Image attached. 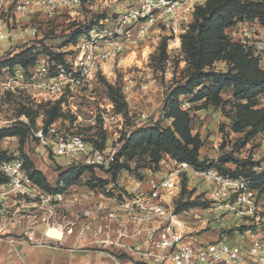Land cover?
Instances as JSON below:
<instances>
[{
  "label": "built area",
  "instance_id": "obj_1",
  "mask_svg": "<svg viewBox=\"0 0 264 264\" xmlns=\"http://www.w3.org/2000/svg\"><path fill=\"white\" fill-rule=\"evenodd\" d=\"M206 1L0 0V44L25 45L40 33L38 22L53 21L65 14L71 20L84 9L90 15L104 14L94 17L90 29L79 34L72 58L64 55L65 64L44 61L24 67L4 63L10 57L0 56V93L29 92L41 102L58 99L66 88L78 91L96 76L104 62L144 45L151 36L162 31L172 37L184 34L195 8ZM124 3L120 10L112 11L113 5ZM259 56L261 61L264 56ZM36 134L52 154L66 160V165L81 162L100 167L115 162L114 151L99 150L82 134L61 130L55 124L38 129ZM251 142L264 147V131L245 147ZM248 157L256 162L252 170L264 173V157L261 161L254 153L245 159ZM187 169H192L193 177L209 193L203 199L206 204L189 210L194 218L191 223H201L195 228L188 227L186 212L176 211L171 204ZM155 171L146 183L136 182L131 193L120 190L109 199L98 251L118 255L113 257L116 264H264V182L255 188L250 177H233L215 167L195 169L169 154L160 157ZM0 173L6 179L0 182V218L10 213L9 199H61L58 194L42 193L19 158L2 161ZM200 215L207 217L199 220ZM227 215L237 221L233 228L224 224ZM28 230L21 236L31 240L32 228Z\"/></svg>",
  "mask_w": 264,
  "mask_h": 264
},
{
  "label": "rangeland",
  "instance_id": "obj_2",
  "mask_svg": "<svg viewBox=\"0 0 264 264\" xmlns=\"http://www.w3.org/2000/svg\"><path fill=\"white\" fill-rule=\"evenodd\" d=\"M125 3L113 5L112 11L120 10ZM103 15H90L84 9L75 20L65 14L49 20L45 27L43 22H38L41 29L34 39L25 45H9L2 41L0 56L11 59L26 48L34 47L32 55H36L35 63H51L49 52L62 53L71 59L79 36L75 34L78 28L89 26L85 29L88 31L92 25L90 21ZM234 26L228 31L231 38L244 39V36L237 35L239 30H235ZM30 57L27 55L26 60H30ZM186 68L181 36L172 37L162 31L151 36V40L144 45L104 62L89 83L78 91L66 88L58 99L40 102L29 92L0 93V162L21 159L42 193L61 195L60 200L50 202H44L40 197H18L16 202L9 204L10 213L7 216L16 215L18 224L32 228V231L37 227L46 230V233L40 234L51 239H70L68 244L71 248L98 250L97 241L105 233L103 215L109 210V199H113L120 190L131 193L136 182L146 183V179L158 169V162L150 160L147 151L128 146L127 139L136 129L157 122L164 127L171 123L170 118L165 117L164 106L171 89L184 82ZM215 68L224 71L226 64L218 61ZM221 95L224 99L231 97L228 91ZM191 97L182 95L180 100L182 108L189 112L192 133H198L203 141L199 150L200 159L209 164L228 153L239 160L254 153L258 161L262 160L264 150L254 142L245 147L243 134L230 129L231 121L225 112L202 101L193 102ZM261 101L264 102V96ZM229 109L228 104L226 110ZM50 124L67 132L82 134L95 148L105 152L114 151L115 157L121 153L113 163H123L125 166L114 167L110 164L95 167L81 162L66 165V160L52 154L36 134L38 129ZM30 154L35 155L34 166L28 160ZM191 170L187 169L181 175L178 196L171 202L175 209L185 201L204 202L203 199L209 197V193L203 191L202 182L193 177ZM191 208L179 212H186L188 227L192 225L195 228L201 223H191L194 221L189 213ZM204 216L207 217L200 215L199 220ZM212 222L208 223L214 226ZM224 222L226 227L233 228L237 221L227 215ZM50 231L57 232L55 235L59 232L60 238L51 236ZM110 255L118 257L116 254Z\"/></svg>",
  "mask_w": 264,
  "mask_h": 264
},
{
  "label": "trees",
  "instance_id": "obj_3",
  "mask_svg": "<svg viewBox=\"0 0 264 264\" xmlns=\"http://www.w3.org/2000/svg\"><path fill=\"white\" fill-rule=\"evenodd\" d=\"M240 20H257L264 25V0H207L195 8L188 30L181 35V47L187 60L185 80L171 89L164 106L165 117L170 118L171 123L164 127L157 122L136 129L128 137L127 145L147 151L153 162H158L164 153L195 169L215 167L233 177H250L252 186L257 188L264 182V173L256 174L252 170L256 162L250 157L239 160L228 153L209 164L200 159L203 141L198 133H192L189 112L182 108L180 100L182 95H191L193 102L202 101L205 105L220 108L230 118V129L243 134L244 145L264 131V102L261 101L264 96V68L260 65V56L252 45L233 40L226 33L227 28ZM86 28L79 27L75 34L86 32ZM165 43L164 40L163 51ZM33 49L26 48L4 63H19L24 67L32 65L36 60V55H32ZM49 54L56 64H65L64 54ZM27 55L31 56L30 60H26ZM218 61L226 64V70L215 68ZM224 91L230 92V99L222 97ZM228 104L230 111L226 110ZM28 160L34 166L33 161ZM226 164H235V167L232 169ZM111 165L125 166L117 162ZM5 180L0 173V182ZM201 204L206 202L185 201L175 210L179 212Z\"/></svg>",
  "mask_w": 264,
  "mask_h": 264
},
{
  "label": "crops",
  "instance_id": "obj_4",
  "mask_svg": "<svg viewBox=\"0 0 264 264\" xmlns=\"http://www.w3.org/2000/svg\"><path fill=\"white\" fill-rule=\"evenodd\" d=\"M237 23L236 26L233 25L235 30H239L237 35L245 37L240 41L252 45L258 54L264 56V25L257 20H241ZM231 29L232 27L226 29L228 35ZM260 65L264 68V58L260 61ZM260 149L264 150V147ZM34 157L33 154L29 155L33 163ZM12 202L15 200L9 199V203ZM18 220L16 215L0 218V233H3L0 237V264H116L115 259L108 253L71 248L68 244L70 239H51L45 234H40L46 233V230H41L39 227L32 231L31 240L28 236L18 235L17 233H29L23 224H18ZM52 236L60 238V233ZM11 238L14 239L13 243L9 242Z\"/></svg>",
  "mask_w": 264,
  "mask_h": 264
},
{
  "label": "water",
  "instance_id": "obj_5",
  "mask_svg": "<svg viewBox=\"0 0 264 264\" xmlns=\"http://www.w3.org/2000/svg\"><path fill=\"white\" fill-rule=\"evenodd\" d=\"M51 233H57V232H54V231H50ZM59 233V232H58Z\"/></svg>",
  "mask_w": 264,
  "mask_h": 264
},
{
  "label": "bare ground",
  "instance_id": "obj_6",
  "mask_svg": "<svg viewBox=\"0 0 264 264\" xmlns=\"http://www.w3.org/2000/svg\"><path fill=\"white\" fill-rule=\"evenodd\" d=\"M49 234H50V233H49ZM53 234H54V233H53ZM53 234H52V235H53ZM50 235H51V234H50ZM52 235H51V236H52ZM59 237H60V236H59Z\"/></svg>",
  "mask_w": 264,
  "mask_h": 264
}]
</instances>
